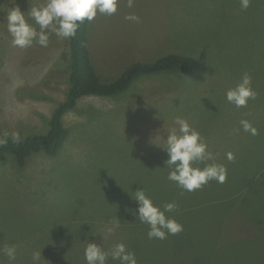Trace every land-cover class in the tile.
<instances>
[{
  "label": "rangeland",
  "instance_id": "rangeland-1",
  "mask_svg": "<svg viewBox=\"0 0 264 264\" xmlns=\"http://www.w3.org/2000/svg\"><path fill=\"white\" fill-rule=\"evenodd\" d=\"M43 2L16 0L22 11ZM0 5V137L45 133L41 116L52 115L68 85L66 73L52 70L66 56L68 40L51 34L47 47H13L4 22L16 5ZM129 14L140 21L126 20ZM108 25L115 27L106 37ZM87 36L105 83L123 62L172 53L194 58L199 71L141 75L113 97H83L64 116L69 133L58 156L35 153L25 167L13 156L0 161V249L17 247L14 264H33L34 252L42 253L39 264H86L88 242L105 250L125 243L138 264H264V0H251L247 10L240 0H134L132 8L120 0L115 14L98 12ZM245 73L257 96L237 108L226 93ZM25 89L53 100L20 95ZM177 117L226 165L224 183L212 180L187 192L168 180L163 147ZM242 119L259 134L244 132ZM142 188L158 206L177 203L167 215L183 224L182 232L148 238L149 226L133 214L139 204L131 194ZM117 218L119 228L109 233ZM0 261L9 264L3 253ZM109 264L119 262L109 258Z\"/></svg>",
  "mask_w": 264,
  "mask_h": 264
},
{
  "label": "clouds",
  "instance_id": "clouds-1",
  "mask_svg": "<svg viewBox=\"0 0 264 264\" xmlns=\"http://www.w3.org/2000/svg\"><path fill=\"white\" fill-rule=\"evenodd\" d=\"M15 7H8L5 21L7 31L11 36L13 47L26 49L34 44L47 47L50 35L65 40L75 38L80 24L85 20L91 22L99 13L113 15L118 11L120 0H44L43 3L31 4L28 11H22L16 0H10ZM251 0H240L243 10L250 7ZM134 6V0H128V7ZM2 7V5H0ZM126 20L139 22L140 17L129 14ZM257 92L252 87V77L245 73L235 88L229 89L226 99L237 108L246 107L249 100L255 99ZM176 127L167 131L166 147L169 159L165 165L170 169L168 180L175 182L183 191L193 192L202 189L210 181L224 183L227 179V167L215 162V154L209 150L208 143L201 133L189 121L182 117L175 119ZM240 125L244 132L255 136L258 129L247 120L242 119ZM8 133L0 137V146L7 144ZM228 161L235 159L234 153L226 154ZM211 161V163H210ZM203 165V167L199 166ZM138 202V211L133 214L142 223L149 226L147 236L149 239L164 240L169 235H177L183 231V224L175 217L167 215L174 212L178 205L176 202L165 203L163 207L156 205L145 190L139 189L131 194ZM109 233L119 228L120 219L112 221ZM0 253L8 258L9 264H14L17 258V247L6 245ZM41 252L32 255L33 264H39ZM118 261L119 264H138L134 251L128 249L125 243H117L108 250L103 245L88 242L84 250L86 264H109ZM0 264H3L0 261Z\"/></svg>",
  "mask_w": 264,
  "mask_h": 264
},
{
  "label": "trees",
  "instance_id": "trees-1",
  "mask_svg": "<svg viewBox=\"0 0 264 264\" xmlns=\"http://www.w3.org/2000/svg\"><path fill=\"white\" fill-rule=\"evenodd\" d=\"M88 26L89 21L87 20L80 24L75 38L67 42L66 56L60 57L52 67V70L66 73L64 80L68 85L64 91L63 101L57 103L52 115L50 117L41 116L47 124V131L27 134L19 139L8 135L7 144L0 146L1 162H6L8 156H13L20 167H25L28 159L35 153L44 152L51 157L58 156L69 133L63 123L64 116L75 109L78 101L83 97H113L127 91L141 75L178 72L191 76L199 71V64L194 58L172 53L154 62L132 63L117 78L105 83L93 64L88 45ZM19 93L20 95L26 93V96L34 100H53L40 90L25 89L20 90Z\"/></svg>",
  "mask_w": 264,
  "mask_h": 264
},
{
  "label": "crops",
  "instance_id": "crops-1",
  "mask_svg": "<svg viewBox=\"0 0 264 264\" xmlns=\"http://www.w3.org/2000/svg\"><path fill=\"white\" fill-rule=\"evenodd\" d=\"M91 22H92V21H91ZM91 22H89V25L91 24ZM113 26L115 27V25H113ZM114 27L112 28L110 25H108V26L106 27V29L104 30V34H105L106 37L108 36V35H107L108 32H112V31H114ZM90 29H91V28H90ZM90 29H89V32H90ZM96 41H97L98 45L101 46V53L105 54V52H107V46L104 45V44L102 43V41H101V35H99V36L97 37ZM88 45H89V49H90L91 56H92V60H93V64H94V63H95V60H94V54H93V50H92V48H91V45H90L89 39H88ZM132 51H134L136 55L138 54V51H136V50H132ZM102 59H103V57H101V61H102ZM138 61H139V62H150V59H147V60H133V61H131L130 63L123 62L124 65H123L122 67L119 68V71H120V72L118 73V75H119L120 73H122L121 68H123V71H124L129 65H131V64L134 63V62H138ZM110 71H112V70H109V73H110ZM109 73H108V74H109ZM118 75H116V76H118ZM116 76H114L113 78H115ZM102 80H103V79H102Z\"/></svg>",
  "mask_w": 264,
  "mask_h": 264
}]
</instances>
